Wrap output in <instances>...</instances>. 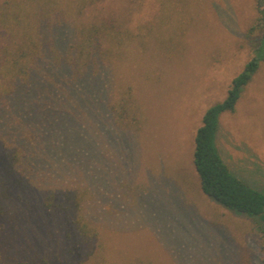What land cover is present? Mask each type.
Masks as SVG:
<instances>
[{
  "label": "rangeland",
  "instance_id": "rangeland-1",
  "mask_svg": "<svg viewBox=\"0 0 264 264\" xmlns=\"http://www.w3.org/2000/svg\"><path fill=\"white\" fill-rule=\"evenodd\" d=\"M71 10L74 31L64 32L59 51L90 23L127 30L133 49L102 67L98 134L75 124L61 159L36 161V182L47 184L30 186L22 199L0 194V264H264V216L204 194L192 161L203 112L224 98L264 38V24L250 31L257 1L93 0ZM127 91L118 126L105 104H119ZM234 107L219 116L220 154L264 190V58ZM81 112L70 114L75 123ZM71 189L81 213L68 208ZM77 213L88 233L73 224Z\"/></svg>",
  "mask_w": 264,
  "mask_h": 264
},
{
  "label": "trees",
  "instance_id": "trees-1",
  "mask_svg": "<svg viewBox=\"0 0 264 264\" xmlns=\"http://www.w3.org/2000/svg\"><path fill=\"white\" fill-rule=\"evenodd\" d=\"M256 1L257 21L250 31L256 25L264 24V4L262 0ZM92 2L0 0L2 195L22 199L30 186L46 183L36 182L40 169L36 161L41 156H46L50 162L61 159L69 140V135L64 136L75 124L94 135L98 134L95 118L102 102H105L106 86L102 67L131 51L135 37L127 30L118 33L110 26L90 23L75 31L71 49L68 47L67 52L59 51L57 47L63 44L64 32L74 31L71 8L79 13ZM100 35L108 44L105 49L102 48ZM143 37L144 33L137 36L139 44L145 42ZM263 58L264 38L254 56L231 79L224 98L205 109L193 138L192 161L202 192L227 209L249 217L264 216V190L250 185L231 171L220 154L216 134L220 114L234 111L243 87L252 79ZM129 94L130 91L122 92L124 100L119 104H105L111 121L118 126L121 124L118 107L125 111ZM78 107L83 112L80 117H74L79 121L75 123L70 114H74ZM44 141L47 145H43ZM54 150L60 151L61 157L52 155ZM78 193L71 189L67 193V202L68 208L81 213V196ZM79 213L73 224L79 231L88 233L89 224ZM257 228L264 241V224L259 223Z\"/></svg>",
  "mask_w": 264,
  "mask_h": 264
}]
</instances>
